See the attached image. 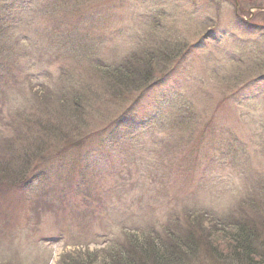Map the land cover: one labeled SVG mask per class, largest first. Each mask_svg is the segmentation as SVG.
I'll return each instance as SVG.
<instances>
[{"label": "rangeland", "instance_id": "1", "mask_svg": "<svg viewBox=\"0 0 264 264\" xmlns=\"http://www.w3.org/2000/svg\"><path fill=\"white\" fill-rule=\"evenodd\" d=\"M37 6L45 17L26 2L10 24L0 4V137L17 155L0 141V264L100 263L194 231L187 264H248L210 248L240 224L264 243V0ZM148 60L144 91L106 72Z\"/></svg>", "mask_w": 264, "mask_h": 264}, {"label": "trees", "instance_id": "2", "mask_svg": "<svg viewBox=\"0 0 264 264\" xmlns=\"http://www.w3.org/2000/svg\"><path fill=\"white\" fill-rule=\"evenodd\" d=\"M1 2L6 12L10 14L12 11L18 10V8L22 4H25L27 1L23 0L22 3L18 2L17 4L20 6H12V8L10 7V4H8L4 0H0V3ZM7 20L9 19L7 18ZM166 55H167L166 51H164L163 53L160 52V55L154 57L153 60L156 61V59H158L164 62L166 60L165 59ZM153 60L146 61L145 65L144 64L136 65V66L126 65V66H121L122 67L121 69L117 68L114 70H108L106 72L108 73L110 71L116 72L113 75L114 78L113 77L112 78L115 80L116 84L122 86L121 88H125L132 85V87L134 86L135 89L137 90L140 89L139 91H144L151 84H153V77L149 75L151 74V72L148 71L147 69L148 66L149 67L151 66L150 61L153 62ZM170 68L168 70H170ZM33 109H30V111H33ZM34 110L36 111L37 109ZM30 120L31 119H26V122ZM52 131L54 132V135L57 136L56 134L57 131L55 129H53ZM35 132L39 133L38 130H36ZM44 132H45L44 130H41L40 133L43 134ZM247 226L248 227L244 226L243 224H240L237 225L236 227H233V232L231 233L232 243H230L229 241L225 242V246L224 245L213 246V241L216 240L214 237L218 235L217 233H208L207 242L205 243L209 245L208 247H212V246L214 247V248H210L213 250V252L220 253L218 254L219 258L230 259V263L245 261L248 264H257L260 262L261 264L262 263L264 264V243L259 241V234L257 232L258 229L256 227H251L250 224L249 225L247 224ZM199 227L197 229H200ZM218 232H222V231L219 230ZM195 234H196L195 231L188 232L187 234H185L184 236L178 239L174 238L171 241L169 240L170 244L168 245H166L167 243L166 244L163 243L162 245H160V243H154L153 238L150 239L149 237H146L147 235L145 234L139 236V241L144 242V244H142L141 247L139 246L134 247L133 252L131 251L125 252L126 249L125 245L118 246V244H116L117 246L114 245V247L106 250L107 251L105 253L106 255L102 257V261L100 263L96 260L98 253L97 254L87 253L86 256L87 257L89 256L90 258H92V260L91 262L85 264H149L151 263V261L154 264H187L188 259L192 260L191 255L194 254L195 249H198V247L200 246L199 244L202 243L201 241H204V239L201 240V237H205L204 234H201L200 236L199 235L196 236ZM141 237L142 238L145 237V238L143 240H140ZM131 245L134 246V244ZM64 264H71V262L69 263L64 262Z\"/></svg>", "mask_w": 264, "mask_h": 264}]
</instances>
